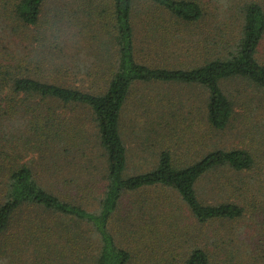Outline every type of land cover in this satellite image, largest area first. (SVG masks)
Segmentation results:
<instances>
[{
    "label": "trees",
    "instance_id": "obj_1",
    "mask_svg": "<svg viewBox=\"0 0 264 264\" xmlns=\"http://www.w3.org/2000/svg\"><path fill=\"white\" fill-rule=\"evenodd\" d=\"M227 8L230 37L196 32L214 17L200 0H0V264L263 258L233 224L249 203L264 213L247 175L264 161V6ZM146 86L189 91L139 96L147 118L126 135ZM230 129L256 152L222 141Z\"/></svg>",
    "mask_w": 264,
    "mask_h": 264
},
{
    "label": "rangeland",
    "instance_id": "obj_2",
    "mask_svg": "<svg viewBox=\"0 0 264 264\" xmlns=\"http://www.w3.org/2000/svg\"><path fill=\"white\" fill-rule=\"evenodd\" d=\"M204 11L208 12V13H212L214 17L212 18H208V20H206L205 22H203L200 25V29H198L196 32L197 33H201V31L203 32H207L210 31L211 32L214 31L215 27L219 26V25H223L226 23V28H223L221 31L225 32V35H227L228 37H230V33L236 29L235 26V22L233 20L230 21L228 14H226V16L224 15V17H222V13L227 10L229 6L233 5L235 2L241 3V2H247L249 0H200ZM262 6H264V0H257ZM224 5L227 6L226 8H224ZM225 29V30H224ZM35 32H31V34L29 33V38L26 39L24 41V45L28 48H37V44L38 42L36 40H33V36H34ZM6 42V41H5ZM40 52V51H39ZM189 90L187 89H178L177 87H162L161 89L156 90L155 87H145V88H139L137 90H135L132 95L130 100L131 104L128 106V111H127V117H126V123H127V128H125V132L126 135L127 133H129V127H131L132 125H135L137 127H140L143 125V122L145 121V119L147 118V116H145V108L143 109V107H138L137 104V98L139 96H144L145 99L149 100L150 97H157V96H162V94L167 93L169 96H172L174 98V100L178 101V94H184L187 95ZM189 97V96H186ZM178 103L176 105H173V108H177L179 107ZM231 131H227L224 132L222 135H224L221 140L222 141H228L229 145H235V146H242V147H246L247 149H249L251 152H256V148L258 146V141L254 140L251 136L249 135H245V137L243 136V133H238L236 130L234 129H230ZM10 139V138H9ZM130 142V141H129ZM259 168L254 169V171L250 172L248 175V180L249 179H255L256 181V177H258L259 181L261 182V180H264V161L261 162V165L259 164ZM238 175V174H237ZM241 176H245V173L240 174ZM253 180V182H255ZM256 185H260L257 181H256ZM262 186H264V183L261 184V190L264 192V190L262 189ZM206 187V186H205ZM206 192H208V188H206ZM255 193H257L256 191H239L236 194H246L245 197H247L248 201L251 202V198H254ZM209 195L212 196L211 193L208 192ZM243 197V198H245ZM254 200V199H253ZM248 211L246 216L238 221V224H233L236 227H244V231H245V237H247L246 240H248L247 242L251 243L250 248L253 249L254 251L252 252V254H254V256L256 255V253H258L259 251H262V249L258 248H254L252 245L253 244H263L264 245V233H259V231H256V225H257V221L258 223H261L264 218L259 217L260 215H263L264 213H262V209H260V206H256L255 203H249V207H247ZM250 212H254V215H250ZM257 217V218H255ZM226 225V224H224ZM223 224H220L218 222L216 223H212L210 225L205 226V231L207 230L208 232H223V230H225L226 228H229L230 225L224 226ZM223 226V227H222ZM263 228H264V224H263ZM120 236H125L120 235ZM249 236V237H248ZM228 238L230 239H235V237L233 235L228 236ZM132 238L129 237L127 239V243H130L131 245H134V241L131 240ZM135 239V238H133ZM245 249L248 248L245 246ZM246 252H240L238 254H241L242 257L245 256ZM261 253H258V255H260ZM237 255V253L235 254V256ZM261 257V256H260ZM255 258L254 260H256L257 264H264V256L263 258L260 260L259 258ZM236 259V258H235ZM238 260V259H236ZM29 261L28 258L25 259L24 264H26ZM141 262L142 264H148V262L144 261L143 259H140L138 257L135 258V263ZM256 262H254L256 264Z\"/></svg>",
    "mask_w": 264,
    "mask_h": 264
}]
</instances>
